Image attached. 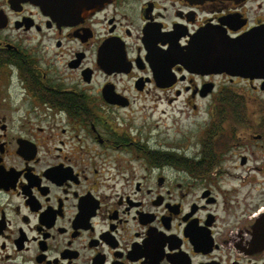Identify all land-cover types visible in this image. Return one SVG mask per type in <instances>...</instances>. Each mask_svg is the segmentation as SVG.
<instances>
[{
    "label": "flooded vegetation",
    "instance_id": "af4514ba",
    "mask_svg": "<svg viewBox=\"0 0 264 264\" xmlns=\"http://www.w3.org/2000/svg\"><path fill=\"white\" fill-rule=\"evenodd\" d=\"M257 27L264 0H0V264H264V65L216 60Z\"/></svg>",
    "mask_w": 264,
    "mask_h": 264
},
{
    "label": "water",
    "instance_id": "95a60500",
    "mask_svg": "<svg viewBox=\"0 0 264 264\" xmlns=\"http://www.w3.org/2000/svg\"><path fill=\"white\" fill-rule=\"evenodd\" d=\"M43 7L49 15H57L63 19L85 17L109 3L111 0H69L57 3L54 0H32ZM216 60L219 69H233L248 72L264 65V28L252 29L244 36L220 43ZM264 70V67H262Z\"/></svg>",
    "mask_w": 264,
    "mask_h": 264
}]
</instances>
